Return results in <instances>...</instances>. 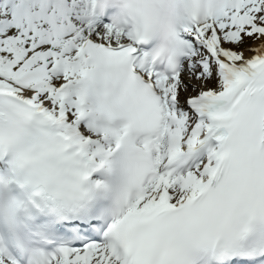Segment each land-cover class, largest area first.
Returning a JSON list of instances; mask_svg holds the SVG:
<instances>
[{
    "label": "snow or ice",
    "instance_id": "6c2138e0",
    "mask_svg": "<svg viewBox=\"0 0 264 264\" xmlns=\"http://www.w3.org/2000/svg\"><path fill=\"white\" fill-rule=\"evenodd\" d=\"M0 264H264V0H0Z\"/></svg>",
    "mask_w": 264,
    "mask_h": 264
}]
</instances>
